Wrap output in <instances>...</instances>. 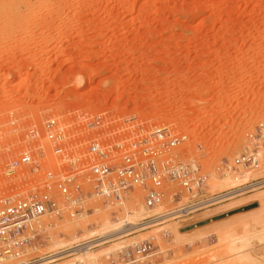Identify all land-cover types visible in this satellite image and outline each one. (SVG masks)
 Segmentation results:
<instances>
[{
  "label": "rangeland",
  "instance_id": "obj_1",
  "mask_svg": "<svg viewBox=\"0 0 264 264\" xmlns=\"http://www.w3.org/2000/svg\"><path fill=\"white\" fill-rule=\"evenodd\" d=\"M260 123L264 0H0V204L15 194L41 192L39 183L58 168L136 145L155 129L187 137L179 154L209 175L206 194L218 195L264 175ZM51 129L59 137L55 143L48 139ZM254 146L258 169L236 185H219L240 177L220 178V161ZM90 204L98 212L66 214L41 252L92 231L98 235L105 219L120 222ZM262 206L264 188H258L200 210L179 226L166 222L135 238L157 237L162 253L151 264H264ZM133 215L137 222L140 212ZM158 227L168 230L166 238ZM120 241L92 251L88 264H103L102 255Z\"/></svg>",
  "mask_w": 264,
  "mask_h": 264
},
{
  "label": "built area",
  "instance_id": "obj_2",
  "mask_svg": "<svg viewBox=\"0 0 264 264\" xmlns=\"http://www.w3.org/2000/svg\"><path fill=\"white\" fill-rule=\"evenodd\" d=\"M53 129L48 139L55 143L59 137ZM257 131L261 140L264 124H258ZM186 141L185 135L155 129L137 146L119 145L109 155L92 158L82 166L72 163L66 169L58 168L54 176L39 183L41 192L8 197L0 204V264H88L87 252L118 240L122 241L114 250L102 255L103 264H151L162 253L158 239L135 238L137 232L166 222L179 226L200 210L264 188L263 175L218 195L206 194L209 175L195 161L184 160L179 154ZM259 165L260 153L254 146L230 162L220 161L216 172L220 178L243 176ZM135 191L140 192V197L132 196ZM219 197L222 198L215 200ZM87 202L107 211L111 220L122 221L121 230L129 231L104 241L97 236L76 238L55 250L41 252L52 237L50 232L66 214L80 218L88 212H98L93 207L87 208ZM134 212H140L136 224L125 222L123 216ZM156 230L163 239L169 234L163 227ZM126 238L131 241L126 243Z\"/></svg>",
  "mask_w": 264,
  "mask_h": 264
},
{
  "label": "bare ground",
  "instance_id": "obj_3",
  "mask_svg": "<svg viewBox=\"0 0 264 264\" xmlns=\"http://www.w3.org/2000/svg\"><path fill=\"white\" fill-rule=\"evenodd\" d=\"M245 175V174H244ZM243 175V176H244ZM243 176H240V177H238V176H235L234 178H232V180L231 179H225V180H223L222 182H220L219 183V185H225V186H227V185H232V183H234L235 184V182H237L238 180H239V178H243ZM247 176V175H246ZM247 179V178H246ZM236 185V184H235ZM220 198H222V197H219V198H216L215 200H218V199H220ZM262 212H264V206H262ZM139 213V212H138ZM137 214V213H136ZM234 214V213H233ZM224 215H227V214H224ZM222 216V215H221ZM218 217V216H217ZM135 218H136V215H133V214H128L127 216H126V219L124 220L125 222H128L129 224H136L135 222ZM214 218H216V217H213V218H211V219H208V220H205V221H202V222H208V223H205V224H203V225H201V226H196V224H198V223H196V224H194V223H192V224H190L189 226H187V227H184V228H182V229H180L179 231H178V234L180 235V236H185V235H187V234H190L191 232H194L195 230L197 231V230H200V229H204L205 227H208L210 224H213V223H211L212 221H215L214 220ZM264 218V216L261 218V219H263ZM105 219V218H104ZM107 219H109V218H107ZM216 220H218V219H216ZM154 222V221H153ZM199 223H201V222H199ZM123 223H122V221H120V222H116V223H112L111 221H109V220H103L102 221V223H101V225H100V227H99V229H98V235L96 234V232H89V234H88V236L86 237L85 235V237H83L82 238V240H86V239H90V238H93L94 236L93 235H97L98 236V238H99V241H104V240H108L109 238H115V236H117V235H119V234H121V233H124V232H126V231H129V230H121V228H122V225ZM124 224H126V223H124ZM190 227H192V228H190ZM134 228V227H133ZM185 228H189L188 230H185ZM119 230V231H118ZM258 234V233H257ZM259 234H260V232H259ZM262 235H264V233L262 234ZM256 236V235H255ZM261 236V235H260ZM260 236H258V237H260ZM119 237V236H118ZM257 237V238H258ZM263 237L264 236H262V239H263ZM255 238V237H254ZM245 239V238H244ZM252 239V238H251ZM259 239V238H258ZM261 239V238H260ZM248 240V239H247ZM247 240H245V241H247ZM250 240V239H249ZM264 240V239H263ZM239 241V240H238ZM237 241V244L238 243H240L241 242V240H240V242H238ZM250 241H252V240H250ZM257 241V240H256ZM261 243H262V241L261 240H259ZM248 242V241H247ZM264 242V241H263ZM242 243H244V241L242 242ZM248 243H250V242H248ZM252 243V242H251ZM245 244L246 245H248L246 242H245ZM244 244V245H245ZM243 245V246H244ZM115 246H117V245H115ZM234 246V245H233ZM232 246V247H233ZM237 246V245H236ZM235 246V247H236ZM249 246V245H248ZM247 246V247H248ZM237 247H242L241 246V244L239 245L238 244V246ZM246 246L244 247V249L246 250V248H247ZM55 250V249H54ZM237 250H239V249H237ZM231 251V250H230ZM241 252V251H240ZM249 252H250V250H249ZM239 253V252H238ZM246 254H248L247 253V251H246ZM245 254V255H246ZM251 254V253H250ZM95 253L94 252H87L86 254H85V258L86 257H90V259H95ZM245 255H244V257H242V259H244V260H246L245 258L248 256V255H246V257H245ZM236 256V255H235ZM239 256V255H238ZM240 257H241V255H240ZM248 258V257H247ZM249 258H250V256H249ZM235 259V258H234ZM253 259V258H252ZM251 259V260H252ZM87 262H90V260H86ZM253 261V260H252ZM247 262H248V260H247ZM249 262H251V261H249ZM248 262V263H249ZM239 264H240V262H239ZM244 264H246V262H244Z\"/></svg>",
  "mask_w": 264,
  "mask_h": 264
},
{
  "label": "water",
  "instance_id": "obj_4",
  "mask_svg": "<svg viewBox=\"0 0 264 264\" xmlns=\"http://www.w3.org/2000/svg\"><path fill=\"white\" fill-rule=\"evenodd\" d=\"M254 207H256V204H252V205H249V206H245V207H243V208H241L239 210H235V211L229 212V213H227V215H231L233 213H237V212H241V211H247V210L252 209ZM224 216L225 215L218 216V217L214 218V220L224 218ZM205 223H208V222L207 221L206 222H201V223L196 224V226H201V225H203ZM190 228H192V227H190ZM188 229L189 228H185V230H188Z\"/></svg>",
  "mask_w": 264,
  "mask_h": 264
}]
</instances>
